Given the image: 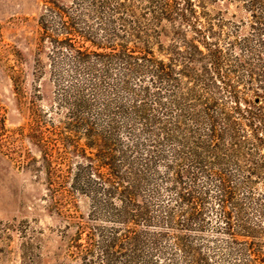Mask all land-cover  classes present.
I'll use <instances>...</instances> for the list:
<instances>
[{
    "label": "rangeland",
    "instance_id": "374dc122",
    "mask_svg": "<svg viewBox=\"0 0 264 264\" xmlns=\"http://www.w3.org/2000/svg\"><path fill=\"white\" fill-rule=\"evenodd\" d=\"M191 1L195 11L182 18L176 0H0V264H243L247 241L264 251V142L234 112L232 92L245 107L263 89L264 47L247 0ZM204 41L223 50L227 80L185 63V43L205 50ZM144 49L174 64L176 78L131 66ZM239 54L256 66L254 81ZM208 107L223 133L217 144ZM87 127L114 152L135 204L127 212L139 214L136 239L122 247L109 246L123 223L111 188L86 171L53 191L43 165L39 141ZM223 178L235 239L223 229ZM181 195L200 203L197 217ZM79 231L83 244L93 234L86 258L72 246Z\"/></svg>",
    "mask_w": 264,
    "mask_h": 264
},
{
    "label": "trees",
    "instance_id": "16d2710c",
    "mask_svg": "<svg viewBox=\"0 0 264 264\" xmlns=\"http://www.w3.org/2000/svg\"><path fill=\"white\" fill-rule=\"evenodd\" d=\"M185 4V7H181L180 2L176 0V14L180 15L179 17L188 18L190 12L195 11L193 8V1L185 0ZM246 7L249 9L253 19L251 21V27L254 31L253 33L257 37L260 46L264 47V0H247ZM162 12L163 14H169L168 12L170 11H168V9L166 10V6H164ZM66 28L68 29L67 26ZM245 41L248 42L249 38L246 37ZM64 43L73 48L77 53L82 54V52L74 46L69 37L65 38ZM236 43H238V41H233L231 45H236ZM204 44L205 50H202L195 43L186 42L185 46L188 48V51L186 52L187 55H184L186 60L185 63L188 62L189 64H192L196 61H201L203 63L202 69L206 74L220 76V78L225 79V77H223L220 73L223 66V50L219 45L212 44L210 41H204ZM140 53V57L130 55V59L133 60L131 62L129 61L131 66L138 65V62L140 63L144 61L142 67H145L155 73L157 78L167 79L169 81H173L176 78L177 74L174 64L159 60L148 49H144ZM236 60L241 67L247 68L246 70L250 81H254L258 73L256 71V66L252 63V60H246L243 56H241V54L236 56ZM189 64H186L185 69L183 70L188 71L189 68L187 65ZM263 65L264 59H262L261 66ZM262 78H264V71L262 73ZM225 82L227 83L228 81ZM262 88L263 89L256 90L253 100L244 98L246 103L245 107H243L240 103L241 97L237 93L236 89H233L234 91L232 92H234L236 102H239L236 104L234 112L239 113L241 118H247L249 126L251 127V133L255 132L259 141L264 142V106L262 104L264 103V83ZM206 114L210 119L208 134L213 143L217 144L222 138V130L220 129L218 120L213 115L210 107L206 109ZM69 119L73 121L72 124H75V128L76 126L78 127V124L80 127L82 119L80 121V119L76 117L75 113H70ZM225 121L228 127L236 124V120L233 121L231 115L229 114H226ZM0 128L5 129L4 116L0 117ZM260 130L263 132L262 135L259 134ZM74 131L76 133H73V136L71 134H63V132L55 131L57 138H53L51 141H45V143L39 141V147H41L44 154L43 165L49 175L51 190L53 189L54 191L55 188L56 191V188H59L64 185L65 182H68L67 180L73 172L76 173L77 180L86 171H90V173H92L90 179L99 177L107 188H111V193L115 194L122 204L118 208V212L122 215L121 219L123 220V223L112 227L113 233L111 235L109 245L112 248L122 247L128 240L136 239L135 228L139 224L137 219L139 214H131L130 212H127V209L135 205L132 198V191L127 185L121 183V181L124 182V177L120 175L118 166L115 162L114 152L112 149H107L99 143V137L94 135L93 128L87 127L85 133H79V135L77 133L78 129H74ZM80 134L86 137V143L82 144L80 142ZM232 136L236 137L235 128L232 130ZM219 183L221 193L218 195V198L221 207V216L225 223L223 225V229L230 233L232 238L235 239V227L232 222V212L228 208V202L232 198V191L227 186L224 178L219 180ZM60 189L64 190V188ZM62 192L64 193V191ZM181 199L187 203L186 206L192 217H197L201 213L202 210L200 208V203L197 200H191L185 195H181ZM80 228L84 229V225H79V229ZM80 233L81 231L77 232L76 238L74 239V242L76 241V243L72 246H79V250L76 253L83 256V258H86L88 253L92 250L94 238L92 233H88L86 244L80 243L79 240H76L78 236L81 235ZM246 245L249 250V255L247 261L243 264H264V251L257 249L256 244L253 241H247Z\"/></svg>",
    "mask_w": 264,
    "mask_h": 264
}]
</instances>
